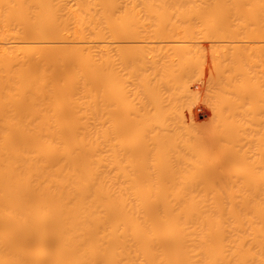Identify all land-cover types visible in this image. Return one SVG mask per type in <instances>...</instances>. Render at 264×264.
<instances>
[{
	"label": "bare ground",
	"instance_id": "obj_1",
	"mask_svg": "<svg viewBox=\"0 0 264 264\" xmlns=\"http://www.w3.org/2000/svg\"><path fill=\"white\" fill-rule=\"evenodd\" d=\"M262 72L264 0H0V264H264Z\"/></svg>",
	"mask_w": 264,
	"mask_h": 264
},
{
	"label": "rangeland",
	"instance_id": "obj_2",
	"mask_svg": "<svg viewBox=\"0 0 264 264\" xmlns=\"http://www.w3.org/2000/svg\"><path fill=\"white\" fill-rule=\"evenodd\" d=\"M207 52H208V51H207ZM209 52H210V50H209ZM209 52H208L207 54L210 56L211 53H209ZM209 56H208V59H207V60L205 59L206 57H205L204 59H205L206 61H208V62L211 63V62H212V61H210V60H211V57L209 58ZM209 59H210V60H209ZM205 60H203V61H205ZM206 61H205V62H206ZM208 62H207V63H208ZM201 63H202V62H201ZM203 64H206V63H203ZM203 64L200 65L202 70H201V69H197V70H199V71H200V70H201V71L205 70V71H203V72H204V73L206 72L208 76L205 74V76H207V77L205 78V77H204V74H202L203 72L200 71V74H199V76H198L199 78H198V77H197L198 73L196 72V79H194V80L199 79L200 82H198V80H197V81H194L192 78H190L191 80L194 81V82H191V83L193 84V85H192L193 87L190 85V86L192 87L193 90H194V88H195V89H197V91H200V90H198V89H200L201 85H202V87H201V91H202V88H204V89H205L206 87L208 88V87L212 84L211 81H210L208 78H213V77L215 76V74H216L215 70H214L213 67H212V65H213L212 63H211V64H212L211 66H210V64L208 63V64H206V65H208V66H204V67H203ZM254 64H255V63H254ZM254 64H253V65H254ZM258 64H259V63H258ZM246 65H248V64H246ZM209 66H210V68H212V69H209ZM256 66H257V65H256ZM260 66H261V65H260ZM207 67H208V69L206 70L205 68H207ZM254 67H255V65H254ZM254 67H253V68H254ZM203 68H204V69H203ZM253 68H252V70H253ZM258 68H260V67H258ZM258 68H255V69L257 70ZM120 69H121V68H120ZM249 69H250V67L248 68V71H249ZM255 69H254V70H255ZM261 69H262V68H261ZM209 70H214V71L212 72V71H209ZM252 70L250 71V73H252ZM192 71L194 72V70H192ZM259 71H260V69H259ZM261 71H262V70H261ZM193 72H192V74H193ZM194 73H195V72H194ZM258 73H260V75H262L261 72H258ZM262 73H263V72H262ZM121 74L123 75L124 72L121 73ZM252 74H254V73H252ZM256 74H257V72L255 71V75H256ZM263 74H264V73H263ZM124 75H125V74H124ZM124 75H123V76H124ZM190 75H191V74H190ZM194 75H195V74H194ZM201 75H202V76H201ZM260 75H256L255 77H257V76L259 77ZM192 76H193V75H192ZM192 76H191V77H192ZM251 76H252V75H251ZM253 77H254V76H253ZM255 77H254V78H255ZM258 77H257V78H258ZM263 77H264V76H263ZM263 77H261V79H260L261 82L264 81ZM123 78H124V80L126 79V77H123ZM193 78H194V77H193ZM202 78H204L203 80H205L206 82H204V81L202 80ZM207 79H208V81H209V86H208V84L206 85V83L208 82ZM221 79H222V78H221ZM235 79H236V78H235ZM262 79H263V80H262ZM126 80L129 81V79H126ZM211 80H212V79H211ZM216 80H217V79H216ZM216 80H215V82H216ZM257 80H258V79H257ZM134 81H135V80H134ZM202 81H203V84H201ZM130 82L133 83V79H130V81H129L128 83H130ZM188 82H190V81H188ZM195 82H196V85H194ZM212 82H213V81H212ZM215 82H214V83H215ZM134 83H135V82H134ZM204 83H205V84H204ZM210 83H211V84H210ZM218 83H219V82H218ZM125 84H127L126 81H125ZM197 84H198V85H197ZM200 84H201V85H200ZM129 85H130V86H133V85H135V84H133V85H132V84H129ZM199 85H200V86H199ZM205 85H206V86H205ZM259 85H260V84H259ZM124 86H125V88H126V85H124ZM127 86H128V85H127ZM198 86H199V88H198ZM216 86H217V83H216ZM216 86H215V87L212 86V87H213V88H216ZM261 86H262V85H261ZM261 86H260V87H261ZM135 87H137V82H136V86H135ZM135 87H134V88H132V87H127V88H129V92H130V90L135 89ZM212 87H211V88H212ZM218 87H219V86H217V88H218ZM130 88H132V89H130ZM207 88H206V89H207ZM211 88H210V89H211ZM262 88H263V87H261V89H262ZM137 89H138V88H137ZM204 89H203V92H201L202 95H203V97H204V93H205V96L207 97V94L210 92V94H211V95L214 97V99H215L214 93L212 94V93H211V90L208 92V91H206V89H205V90H204ZM127 90H128V89H126V91H127ZM208 90H209V89H208ZM262 90H264V89H262ZM262 90H261V91H262ZM126 91H125V92H126ZM194 91L197 92L196 90H194ZM212 91L215 92V90H213V89H212ZM259 91H260V88H259ZM136 92H138V91L136 90L135 92L132 91V92H130V93H133V94H134V93H136ZM217 92H218V91H217ZM262 92H263V91H262ZM262 92H260V93H262ZM130 93H129V96H130ZM168 93H169V92H168ZM206 93H207V94H206ZM263 93H264V92H263ZM136 94H137V95H135V94H134V95L136 96L135 98H137V99L135 100L134 103L131 102L132 104H134V108H135V109H136V106H137L136 104H138V103H139V104H141V103L143 104V102H142L143 100H141V101H139V102L137 101L139 98L141 99L142 96L137 97L138 94L141 95V93L138 92V93H136ZM126 95H128V92H127ZM168 95H169V94H168ZM208 95H209V94H208ZM164 96H165V100L168 101L169 98H167V97H168V96H167V92L164 94ZM209 96H210V95H209ZM209 96H208L207 98H209ZM262 96H263V95H262ZM262 96H261V97H262ZM132 97H133V95H132ZM178 97L181 98L180 96H178ZM199 97H202L200 93H199V94L197 95V97H196V100L198 99L197 101H196V100L194 101L193 99L191 100V99L188 98L189 100H191V101H189V102H190V103L192 102L191 104L188 102V103L190 104L191 108H190V107L187 108L186 111H188V112H185V110H183V112H184V114L187 115V116H185V117L188 118V119H190V118L193 116V114H194L195 117H194L193 119H194V121H196V122H197V120H195V119H198V120H199V121L197 122V123H199L198 125H200V124L203 125V123H204L205 121H206V124L208 125L209 123H207V122H209V120L212 118V116H213L212 112H213V111L210 110L212 115H211V114L209 115L210 112H209V111L206 112V110H209V109L205 108V107H207V106L205 105L206 103L203 104L204 102H203V103L201 102L202 100H203V101H204V100H207V98L205 99V98L202 97V99H201V98H199ZM135 98H129V100L132 99V100H130V101H134ZM166 98H167V99H166ZM140 99H139V100H140ZM185 99H187V98H185ZM199 99H200L201 101H199ZM214 99H213V100H214ZM163 100H164V99H163ZM181 100H182V98H181ZM208 100H209V99H208ZM210 100H211V98H210ZM210 100H209V103H208V108H210V106H209V104H210ZM213 100H212V101H213ZM179 101H180V100H179ZM183 101H184V100H183ZM212 101H211V102H212ZM214 101H215V100H214ZM214 101H213V102H214ZM136 102H137V103H136ZM180 102H181V101H180ZM195 102H198V103H195ZM200 102H201L203 105H202ZM213 102H212V103H213ZM263 102H264V101H263V99H262V100H261V103H263ZM169 103H170V101H169L167 104H166V101H164L163 105L166 106V105H168ZM181 103L184 105V103H186V102H181ZM199 103H200V104H199ZM259 103H260V102H259ZM107 104H108V103H107ZM139 104H138V105H139ZM182 104H181V105H182ZM248 104H249V103H248ZM248 104H246V105H244V106H247ZM187 105H188V104H187ZM187 105H186V106H187ZM197 105H198V106H201L202 108L200 109V107H199V108L197 109V107H198ZM204 105H205V106H204ZM212 105H213V104H212ZM249 105H250V104H249ZM249 105H248V106H249ZM139 106H140V105H139ZM184 106H185V105H184ZM203 106H204V107H203ZM235 106H236V105H235ZM238 106H239V105H238ZM261 106L264 107V104H261ZM107 107H108V105H107ZM137 107H138V106H137ZM180 107H181V106H180ZM182 107H183V106H182ZM240 107H243V106H240ZM240 107H239V109H240ZM259 107H260V106H259ZM259 107H256V108H258V112H260V109H262V107H261L260 109H259ZM138 108H139V107H138ZM138 108H137V109H138ZM183 108H184V107H183ZM211 108H213V106H211ZM244 108H245V107H244ZM246 108L249 109V110H247ZM246 108H245L244 110L242 109L243 111H242L241 113H240V112H237V113H240V115H242V116L244 115V116L242 117V119H245V115H246V114H247V115H246V116H247V117H246L247 119L251 118L252 116H253V117H257V116H256V113L253 112L255 109L253 110L252 106H251L250 108H248V107H246ZM107 109H108V108H107ZM140 109H142V107H141ZM192 109H193V110L195 109V110L193 111ZM204 109H206V110H204ZM233 109H234V107H233ZM233 109H232V110H233ZM138 110H139V109H138ZM189 110H190V111H189ZM197 110H198V111H197ZM232 110H231V111H232ZM234 110H235V109H234ZM196 111H197V115H196V113H194V112H196ZM200 111H201V113H200ZM202 111H203V112H202ZM227 111H229V109H227ZM250 111H252V112H250ZM263 111H264V110H263ZM106 112H107V111H106ZM109 112H110V109H109ZM181 112H182V109H181ZM183 112H182V114H183ZM191 112H193V113H191ZM198 112H199V113H198ZM208 112H209V113H208ZM233 112H235V111H233ZM233 112H232V113H233ZM256 112H257V111H256ZM202 113H203V114L205 113L204 116H208V117H204V116H202V115H203ZM235 113H236V112H235ZM254 114H255V115H254ZM113 115H115V114H113ZM233 115H234V114H233ZM235 115H236V114H235ZM237 115H238V114H237ZM240 115H239V116H240ZM248 115L251 116V117H249ZM258 115H259V117H260L261 115H264V112H263L261 115L258 113ZM188 116H189L190 118H189ZM198 116H199V117H198ZM108 117H110V116H106V118H108ZM197 117H198V118H197ZM261 117H263L262 122L259 121V123H257V125L259 126V124H260V126L263 127V126H264V121H263V120H264V116H261ZM186 118H185V120H184V119H183V120H184V121H186V120L188 121V119H186ZM200 118H201V119H200ZM205 118H206V119H205ZM208 118H209V120L207 121ZM237 118H238V117H237ZM193 119H190V120L188 121L187 124L190 125V124H191L190 121H193ZM203 119H204V120H203ZM240 119H241V118H240ZM240 119H239V121H240ZM247 119L243 120L244 122H243L242 124H245V122H246V125H249L248 122H247ZM260 119H261V118H260ZM212 120H213V118H212ZM212 120H210V126H211V124H212V122H213ZM237 120H238V119H237ZM252 120H254V119L252 118L251 121H252ZM257 120H259V118H257ZM187 121H186V122H187ZM200 121H201V123H200ZM254 121H255V120H254ZM186 122H185V123H186ZM196 122H193V123L195 124ZM197 123H196V124H197ZM240 123H241V121H240ZM249 123H250V121H249ZM254 123H255V122H254ZM187 124H186V125H187ZM204 124H205V123H204ZM250 124H251V123H250ZM252 125H254V124H252ZM257 125H255L254 127H256ZM194 126H195V125H194ZM208 126H209V125H208ZM258 126H257V128L260 130V127H258ZM188 127H190V126H188ZM191 127H192V129H193V125H192ZM200 127H201V126H200ZM200 127H199V128H200ZM202 127L205 128V127H207V126H202ZM194 128H195V127H194ZM196 128H197V126H196ZM208 128H209V127H208ZM200 129H201V128H200ZM205 129H207V128H205ZM197 130H198V129H197ZM202 130H204V129H202ZM262 130H264V127L262 128ZM199 131H200V130H199Z\"/></svg>",
	"mask_w": 264,
	"mask_h": 264
}]
</instances>
